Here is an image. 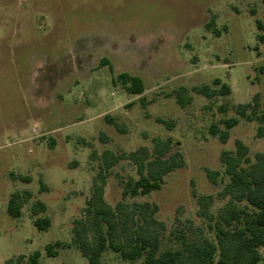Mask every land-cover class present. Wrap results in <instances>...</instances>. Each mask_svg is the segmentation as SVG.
<instances>
[{
    "label": "rangeland",
    "instance_id": "rangeland-1",
    "mask_svg": "<svg viewBox=\"0 0 264 264\" xmlns=\"http://www.w3.org/2000/svg\"><path fill=\"white\" fill-rule=\"evenodd\" d=\"M261 35L264 0H0V264L36 251L39 264H90L73 228L92 198L103 152L152 151L154 138H172L171 154L179 153L184 165L160 190L125 197L139 174L131 159H121L106 173V203L121 204L126 213L138 212L134 204H156L152 228L161 250L181 248V235L214 240L198 197H213L207 211L215 216L230 200L222 196L229 181L222 152L234 153L240 140L252 162L264 154V138L257 136V116L264 114ZM123 73L140 77L144 93H129ZM216 79L231 94L207 98L192 91L220 90ZM180 87L193 98L185 108L174 95ZM256 95L259 107L249 121L236 106ZM232 118L239 122L226 143L211 135L214 124L224 130ZM208 170L218 172L216 184ZM25 191L32 197L14 219L8 201ZM37 200L47 206L39 215L51 220L47 231L34 225ZM58 241L65 245L49 257L46 247ZM261 253L258 264H264V248ZM101 263L142 261L108 249Z\"/></svg>",
    "mask_w": 264,
    "mask_h": 264
},
{
    "label": "trees",
    "instance_id": "trees-1",
    "mask_svg": "<svg viewBox=\"0 0 264 264\" xmlns=\"http://www.w3.org/2000/svg\"><path fill=\"white\" fill-rule=\"evenodd\" d=\"M257 25L260 30H263L261 21H257ZM263 38L264 36L261 35L260 39L263 40ZM107 63L108 60L104 59L103 65ZM119 78L122 79L129 93L134 95L144 93L145 86L140 77L123 73L119 75ZM214 83L221 85V89L216 90L209 85H203L195 86L192 91L207 98L231 94L230 86L221 84L220 79H216ZM174 95L182 108L189 105L193 99L190 90L186 87L178 88L174 91ZM258 98L259 96L256 95L253 102L237 105V113L252 121L255 112L251 109H258ZM257 117L260 122L257 136L264 138V114ZM107 120L115 124L114 120L110 118ZM158 122L166 124L168 128L174 126V122H166L162 119H158ZM238 122V118L225 120L224 130L214 124L210 133L213 136H219L220 141L226 143L230 130ZM153 143L152 151L142 147L128 155H115L110 150L103 152L102 171L94 182L92 198L87 202L84 218L76 220L73 228L74 242L89 263L102 264L101 258L108 249L119 253L127 261L141 260L142 264H258L261 262L263 259L261 249L264 247V154L257 153L255 162H252L249 157V148L240 140L236 141L234 153L223 151L221 154L225 173L229 177L222 196H230V200L215 216L207 211L213 197H198L199 205L204 209L202 215L207 217L210 222L209 230L214 232V240L204 238L189 241L181 235L177 236L181 241V248L161 250L159 236L152 228L153 225L158 224L154 217L158 210L156 204L152 206L149 203L134 204L138 212L126 213L121 204L113 208L106 203L104 199L106 173L121 159H131L137 166L139 174V179L130 182L124 189L125 197L148 195L160 190L165 177L184 165L179 153L171 154L172 138L166 140L154 138ZM207 173L210 180L216 184L218 172L208 170ZM21 179L24 182L31 181L27 177H21ZM42 189L46 190L44 186ZM31 197L32 194L28 191L13 193L8 201V215L14 219L20 218L23 205ZM46 211L47 206L41 200L33 204L32 213L38 216L34 220V225L39 231H47L51 226V220L48 217L39 216ZM64 245L63 242L58 241L47 246V255L57 256L56 248ZM40 257L41 253L36 251L28 258L24 255L16 259L12 258L7 261V264H39Z\"/></svg>",
    "mask_w": 264,
    "mask_h": 264
},
{
    "label": "crops",
    "instance_id": "crops-1",
    "mask_svg": "<svg viewBox=\"0 0 264 264\" xmlns=\"http://www.w3.org/2000/svg\"><path fill=\"white\" fill-rule=\"evenodd\" d=\"M264 248V247H263Z\"/></svg>",
    "mask_w": 264,
    "mask_h": 264
}]
</instances>
